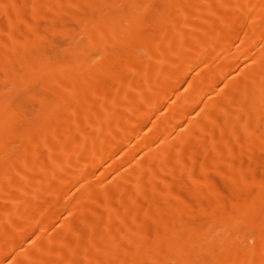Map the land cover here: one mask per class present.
<instances>
[{
	"label": "bare ground",
	"instance_id": "bare-ground-1",
	"mask_svg": "<svg viewBox=\"0 0 264 264\" xmlns=\"http://www.w3.org/2000/svg\"><path fill=\"white\" fill-rule=\"evenodd\" d=\"M0 264H264V0H0Z\"/></svg>",
	"mask_w": 264,
	"mask_h": 264
}]
</instances>
